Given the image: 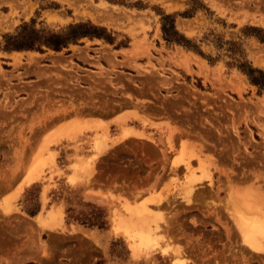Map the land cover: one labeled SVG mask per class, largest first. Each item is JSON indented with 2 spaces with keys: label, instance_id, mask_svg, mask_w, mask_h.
Listing matches in <instances>:
<instances>
[{
  "label": "rangeland",
  "instance_id": "1",
  "mask_svg": "<svg viewBox=\"0 0 264 264\" xmlns=\"http://www.w3.org/2000/svg\"><path fill=\"white\" fill-rule=\"evenodd\" d=\"M163 14L184 45L163 39ZM87 21L104 38L58 53L2 49L22 23ZM261 39L264 0H0V51L10 52H0V264L96 260L66 223L121 236L115 255L126 243L133 256L164 255L161 264H264V238L252 249L235 220L237 209L257 214L246 200L264 212V89L241 71L264 72ZM128 127L144 138L124 139ZM132 204L156 214L161 241L117 232L113 213L127 217Z\"/></svg>",
  "mask_w": 264,
  "mask_h": 264
},
{
  "label": "trees",
  "instance_id": "2",
  "mask_svg": "<svg viewBox=\"0 0 264 264\" xmlns=\"http://www.w3.org/2000/svg\"><path fill=\"white\" fill-rule=\"evenodd\" d=\"M163 39L167 42L183 44L187 41L177 32L173 25V18L169 14L161 16L160 26ZM105 30L90 22H77L67 24L57 31L36 29L33 26L22 23L15 34H4L5 51L41 50L42 47L58 51L69 43H74L80 38H104ZM111 42L110 40H108ZM261 41L264 42L263 39ZM241 71L247 76L249 82L259 89H264V72L251 66L241 67ZM92 264H98L96 262ZM100 264V263H99Z\"/></svg>",
  "mask_w": 264,
  "mask_h": 264
},
{
  "label": "bare ground",
  "instance_id": "3",
  "mask_svg": "<svg viewBox=\"0 0 264 264\" xmlns=\"http://www.w3.org/2000/svg\"><path fill=\"white\" fill-rule=\"evenodd\" d=\"M122 133H123V138L124 139L129 138L131 136L136 137V138L137 137L138 138H144L142 133H140V132L138 133L137 131H135L134 129L129 128V127L127 129H124V131H122ZM101 146H102V143L99 144L100 148H101ZM97 147H98V145H97ZM51 160L53 161L52 158H51ZM23 161L25 163V160H23ZM24 163H23V165H24ZM82 163H81V161H79L77 165H81ZM187 164H188V162H185V166ZM86 165H88V163ZM86 165H84V166H86ZM32 180H33V178H31V176H30V178H28L27 181H26L27 184L31 183ZM191 190H192L191 185H188L186 187V193H190ZM249 199H250V197H249ZM242 200L244 201L245 198L244 199L242 198ZM250 200H248V201L246 200L247 202L245 201V203H248V206L251 203L250 205H252V207L251 206L249 207L251 209L253 208V205H254V209H252L253 212L256 211L255 207L259 206V208L257 209L258 212L256 211L257 214H253L252 213V215H253L252 216L251 213L250 214L247 213L249 210L246 211V209H243V211L248 214V216H246L247 214L243 215L244 212L241 209H237V211H239V212H237V217L238 218L235 219V220L237 221L238 228L240 229V232H241L240 235H241L243 241L246 244H248L252 249H259L260 248V239L264 238V212H263V210L261 208L262 200L260 199L261 201H259V202H261V203L258 202L259 203L258 205L255 202L256 199H255V201L252 200L253 204H252V202ZM127 202H129V201H127ZM254 202H255V204H254ZM245 203H240L241 205L240 204L239 205L240 206L243 205L242 208H244V206H246ZM127 205H129V203H127ZM127 205H125V206H127ZM263 208H264V205H263ZM125 209L129 213L127 215V217H122L121 215H118V213H113V218H114V222H115V225H116V228H117L116 229L117 232H120L122 234H127V235L130 234L131 236L136 237L137 239H139L140 242H144V243H149V242L151 243L152 241L158 240V239H156L157 237H159V238L161 237V235L159 236L158 233H157V231L159 229L158 222L157 221L154 222V220H156V219L152 218L153 217L152 215H156V214H153L151 209L149 210V208H147L145 206L139 207V206H135L133 204L128 206V207H125ZM240 211H242L241 212L242 214L240 213ZM58 213H59L58 214V216H59L60 212H58ZM250 215H251V217H250ZM55 216H56V212L48 211V217H47V220L49 222L48 224L53 223V221L55 220L54 218H56ZM35 218L37 219V222H39L42 219V217L40 215V212L37 213ZM151 223H154V224H151ZM160 239L158 241H161ZM162 239H164V236H162ZM156 243H157V241H156ZM164 244H165V246L163 247V249H167L169 247H172V246L168 245L169 243L168 244L167 243H163V245ZM157 245H158V243H157ZM150 246H152V243H151ZM172 249L174 250V253H175L178 248L175 247V249H176L175 250L174 246H173ZM174 260L177 261L176 262L177 264H181V261H180L181 259L180 258H174Z\"/></svg>",
  "mask_w": 264,
  "mask_h": 264
},
{
  "label": "crops",
  "instance_id": "4",
  "mask_svg": "<svg viewBox=\"0 0 264 264\" xmlns=\"http://www.w3.org/2000/svg\"><path fill=\"white\" fill-rule=\"evenodd\" d=\"M1 6H2L1 8H4V10H7L4 5H1ZM93 39H91V41ZM73 47L83 48L84 45H79V46L74 45ZM90 48L93 50L95 49L94 51H96L99 48V46H93ZM127 48L128 47L119 46V47L114 48V51L119 52V51H121L123 49H127ZM70 49H71V47H69V46L62 48V50H65V51H70ZM0 52L4 53L6 55L10 53V52H5V51H0ZM58 52L59 51H57V53ZM192 55H194V54H192ZM113 118L114 117L112 116L108 120H112ZM98 188L94 187L92 191H98L99 190V191L104 192L107 189V188H103V187H98ZM102 192L101 193L96 192L99 194L98 197H100V198L95 196V197H97V199L94 198L93 201H95V199L96 200L104 199V198H101V197H105L104 194H102ZM94 195H91V196H94ZM106 198L108 201L109 198L108 197H106ZM56 207H58V206L55 205V209H56ZM60 210H62V209H60ZM69 227H72L73 232L80 233L82 235L84 241H86L89 246L91 245V246L95 247L101 253V255L99 257H97L96 260H89L85 264H92L97 260L101 261V259L104 260V263H102V261H101L100 264H154V261H156L155 262L156 264H161L160 263L161 260L165 259L164 255H161L159 253L158 254L151 253V256H148V255L147 256H143V255L133 256L130 253V251L128 250L126 243L123 244L125 247V254L123 256L112 254V253H110L111 242L116 240V239L122 240L123 238L121 236L113 235L109 231L108 228H98V227H94V226L82 225L79 223H74V224L66 223V231L67 232L70 231ZM47 231H50V230L45 228V231H40V232H42V234L45 235L48 233ZM56 232L59 233V231H56ZM38 262H46L49 264H70L67 261V258L59 256L58 254H52V253L48 257L42 256L41 254H39Z\"/></svg>",
  "mask_w": 264,
  "mask_h": 264
}]
</instances>
